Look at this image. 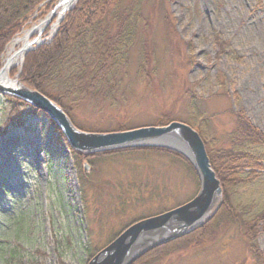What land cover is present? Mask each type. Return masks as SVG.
Here are the masks:
<instances>
[{"label":"rangeland","instance_id":"rangeland-1","mask_svg":"<svg viewBox=\"0 0 264 264\" xmlns=\"http://www.w3.org/2000/svg\"><path fill=\"white\" fill-rule=\"evenodd\" d=\"M55 7L44 16L34 14L17 36ZM145 14L119 101L97 110L85 105L74 111L76 120L98 127L147 125L163 114L187 120L194 95L209 116L210 147L228 144L240 110L264 132V0H146ZM58 15L32 40H49ZM141 52L152 61L149 77L137 76ZM23 65L21 60L12 69L21 72ZM10 108L9 97L0 93V127ZM57 134L37 114L0 134V264L13 247L35 264H85L89 252L128 223L188 201L199 189L198 175L185 162L147 153L98 160L95 169L89 163V171L86 160L83 171L95 182L85 190L72 151ZM237 196L252 206L264 203V169ZM225 222L212 239L172 252L161 264H256L246 232ZM257 230L256 244L264 253V225Z\"/></svg>","mask_w":264,"mask_h":264},{"label":"trees","instance_id":"trees-1","mask_svg":"<svg viewBox=\"0 0 264 264\" xmlns=\"http://www.w3.org/2000/svg\"><path fill=\"white\" fill-rule=\"evenodd\" d=\"M57 2L58 0H0V69L4 65V55L10 41L28 27L34 14L46 15ZM145 4L146 0H77L74 7L66 13L53 39L28 51L21 72L13 68L11 75L16 76L20 72L22 82L57 101L82 129L108 131L132 128L125 123L109 127L81 124L75 119L74 111L85 105L97 110L115 106L119 101L123 74L130 65L140 24L147 20ZM149 60L148 55L141 52L137 67L139 78L149 77L148 67L151 70L152 62L149 63ZM4 96L9 97L11 108L3 119L0 134L24 126L30 114H37L43 117L48 128L58 133L60 140L67 142L61 129L45 111L22 99ZM188 110L190 119L163 114L151 124H166L174 119H182L199 131L212 166L221 180L224 199L216 214L204 225L152 248L132 264H161L172 252L186 250L202 240L212 239L222 226L221 221H226L224 224H240L248 236L256 264H264V253H261L256 244L257 228L264 225V203L252 206L237 196L242 188L255 182L263 173L264 132L240 110L238 123L227 136L228 144L213 148L206 136L209 116L199 108L194 95L189 100ZM70 149L76 160L81 186L85 190L90 181L95 182L83 171L82 163L85 160L95 169L99 165L98 160L106 161L128 154L136 156L135 154L156 153L159 156H169L185 162L197 176L194 166L183 153L165 146H127L87 155L71 147ZM197 179L199 181L198 176ZM99 249L88 253L85 264ZM262 254L263 257L260 258ZM3 264L35 263L33 259L25 261L19 248L13 247ZM60 264L72 263L61 260Z\"/></svg>","mask_w":264,"mask_h":264},{"label":"water","instance_id":"water-1","mask_svg":"<svg viewBox=\"0 0 264 264\" xmlns=\"http://www.w3.org/2000/svg\"><path fill=\"white\" fill-rule=\"evenodd\" d=\"M74 5L75 3L59 13L49 40L38 37L23 46L22 61L28 51L52 40L66 12ZM53 12L54 10L51 17ZM5 65L4 63L0 69V93L22 99L45 111L74 150L91 154L127 146H165L183 153L191 161L199 177L200 188L194 197L132 222L100 248L87 264H132L152 248L192 232L216 214L223 200V186L212 166L203 137L191 124L174 119L166 124H147L122 130H85L73 122L57 101L22 82L20 73L16 77H11L10 72L4 76L2 72ZM85 163L89 171L90 164Z\"/></svg>","mask_w":264,"mask_h":264},{"label":"bare ground","instance_id":"bare-ground-1","mask_svg":"<svg viewBox=\"0 0 264 264\" xmlns=\"http://www.w3.org/2000/svg\"><path fill=\"white\" fill-rule=\"evenodd\" d=\"M77 0H60L55 9L53 14H59L61 13V11H63L66 7L73 5ZM51 16V15H50ZM50 16H48L47 18L43 19L42 21L35 23L32 27H30L26 33L24 35H19L16 36L14 42H13V48L12 50L9 51V53L7 54L6 57V61H5V68L3 70V75L6 76L10 70L12 69V67H14L15 65H17L22 59V56L24 54V45L29 44L32 41V37L35 34H39L42 29L45 27V25L48 24L49 18ZM34 40V39H33ZM17 44H22V47L19 48V50H14V47Z\"/></svg>","mask_w":264,"mask_h":264}]
</instances>
